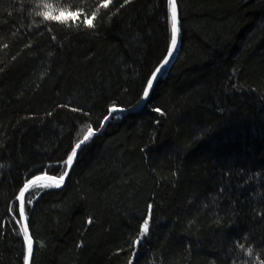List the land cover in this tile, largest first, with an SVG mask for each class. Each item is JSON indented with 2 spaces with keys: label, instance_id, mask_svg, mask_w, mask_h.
Masks as SVG:
<instances>
[{
  "label": "trees",
  "instance_id": "1",
  "mask_svg": "<svg viewBox=\"0 0 264 264\" xmlns=\"http://www.w3.org/2000/svg\"><path fill=\"white\" fill-rule=\"evenodd\" d=\"M178 5L144 109L111 117L64 187L28 191L32 264L264 262V0ZM170 42L169 0H0V264L25 263L23 185L135 106Z\"/></svg>",
  "mask_w": 264,
  "mask_h": 264
},
{
  "label": "water",
  "instance_id": "2",
  "mask_svg": "<svg viewBox=\"0 0 264 264\" xmlns=\"http://www.w3.org/2000/svg\"><path fill=\"white\" fill-rule=\"evenodd\" d=\"M175 3H176V11H177V19H178V28H179L178 37H177V45H176V48L173 49V56L167 57V54L165 56V58L167 57V59H168L169 62L165 65L164 64L165 58H164V60L162 61V63L157 67V68H161V72L157 74V77L158 78L153 79L152 75L150 76L149 79H153L152 87L150 89H148V84L145 87V90L147 89L148 92H149L148 97L147 98H144V96L142 95L140 101L135 106H133L132 108H129V109H125V108H122V107H112L109 110V114H108V117H110V118L108 120H105L104 119L103 123L101 124V126H100V128L98 130L91 129L92 130V135L90 136L89 140L95 138L98 135H101L104 132V130H105V128H106L109 120L114 115H116V114L136 113V112H139L142 109H144V107L147 105L148 101L150 100V98H151V96H152V94L154 92V89H155L158 81L166 74L167 70L173 64V62H174V60H175V58H176V56L178 54V50L180 48V33H181V20H180V10H179V5H178V0H175ZM169 47H171V42H170V46ZM113 108L116 109L115 112H111V110ZM110 113H111V115H110ZM87 142H85V145L87 144ZM84 146H82V148H80V149H77V154H76L75 158L73 159V162H72L71 166L69 167L67 165L65 172H67L68 174H67V176L64 177V180H63L62 183L60 182V177L61 176H55V175H51V174H47V173H42V174H38V175L32 177L21 188V190H20V192H19L16 200L18 202V210H19V215H20L22 229H24L26 227V233L23 230L24 233H25L26 239H27V250H26V257H25V263L24 264H32L33 259H34V254H35V241H34V238L32 236L31 230H30L28 216H27V214L25 212V199H26V196H27L28 191L33 186H35L37 184H40V183H48V184H52L54 186L59 183L60 184L59 187H56L55 186L57 189H61L62 187H64L65 184H66V182H67V180H68V178H69V176H70V174H71V171H72V169H73V167H74V165L76 163L77 157H78L80 151L83 149ZM25 185H28V187L25 188ZM21 209H23L22 212H21ZM29 241L31 242V251L30 252H29Z\"/></svg>",
  "mask_w": 264,
  "mask_h": 264
},
{
  "label": "snow or ice",
  "instance_id": "3",
  "mask_svg": "<svg viewBox=\"0 0 264 264\" xmlns=\"http://www.w3.org/2000/svg\"><path fill=\"white\" fill-rule=\"evenodd\" d=\"M169 5H170V8H171V47H169V48L167 49V57H171V56H173V49L176 48V45H177V37H178V32H179L175 0H169ZM46 7H50V5H46ZM68 15H71V14L69 13ZM44 16H45L46 19H57V20L62 19V18H64V19L67 18V17L65 16V13H64V12H61L59 16H55V17H53V16L51 15L50 12H46V13H44ZM87 23H88L89 26H92V22H91L90 20L87 21ZM167 57L165 58V61H164V64H165V65L169 62L168 59H167ZM160 72H161V68H157V69L155 70V72H153V74H152L153 79L158 78V77H157V74L160 73ZM153 79H149V80H148V82H147V84H148V89H150V88L152 87ZM148 95H149V92H148V90L146 89V90L144 91V93H143V96H144V98H147ZM115 111H116L115 108H113V109L111 110V112H115ZM110 115H111V113H110ZM109 118H110V117L106 116V117H105V120H108ZM91 135H92V130L89 129L88 134H86V135L83 137V140H81L79 143H77V144L75 145V147L72 149V151H71V153L68 155V157H67V161H66V163H67V165H68L69 167L71 166V164H72V162H73V159L75 158V156H76V154H77V149L82 148V146L85 145V142H87V141L89 140V138H90ZM67 174H68V173L65 172L64 175H62V176L60 177V182H61V183L63 182L64 177L67 176ZM55 186H56V187H59L60 184L58 183V184H56ZM27 187H28V185H25V188H27ZM22 211H23V209H21V212H22ZM23 230H24L25 233H26V227H25ZM147 231H148V221L145 220L144 225L142 226L141 236H143ZM30 251H31V242L29 241V252H30Z\"/></svg>",
  "mask_w": 264,
  "mask_h": 264
},
{
  "label": "clouds",
  "instance_id": "4",
  "mask_svg": "<svg viewBox=\"0 0 264 264\" xmlns=\"http://www.w3.org/2000/svg\"><path fill=\"white\" fill-rule=\"evenodd\" d=\"M41 15L40 12L35 13ZM243 256L246 258L242 264H264L259 258V254L254 252L252 247H246L241 249Z\"/></svg>",
  "mask_w": 264,
  "mask_h": 264
}]
</instances>
